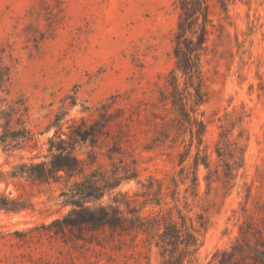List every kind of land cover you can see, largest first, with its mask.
I'll return each mask as SVG.
<instances>
[{
  "label": "rangeland",
  "instance_id": "1",
  "mask_svg": "<svg viewBox=\"0 0 264 264\" xmlns=\"http://www.w3.org/2000/svg\"><path fill=\"white\" fill-rule=\"evenodd\" d=\"M174 1L0 0V46L16 59L13 95L27 99L37 132L20 150L7 151L0 141V167L8 171L22 158L46 154L54 129L39 132L61 110L63 122L91 121L97 107L110 103L117 122L108 136L78 146L77 153L88 163L94 153V168L119 169L121 175L126 168L138 178L122 182L102 201L148 213L174 206L176 190L178 207L204 223L194 264H207L216 252L231 250L242 231L264 232V0L213 7L217 29L202 61L205 103L193 107L206 126L200 142L169 103L159 102L174 68ZM177 76L183 88L186 79ZM172 176L184 182L175 187ZM150 177L164 182L162 193L157 184L152 190L141 185H149ZM3 191L22 195L34 208L0 212V264H161L155 247L139 263L125 246L114 248L123 244L111 241L109 230L93 232L92 243L69 232L56 235L52 221L70 210L62 207L59 185L2 182ZM145 199L154 203L143 206Z\"/></svg>",
  "mask_w": 264,
  "mask_h": 264
},
{
  "label": "trees",
  "instance_id": "2",
  "mask_svg": "<svg viewBox=\"0 0 264 264\" xmlns=\"http://www.w3.org/2000/svg\"><path fill=\"white\" fill-rule=\"evenodd\" d=\"M216 4L223 9L227 8V0L174 1L178 15L172 39L174 68L171 79L163 86L159 97L160 103H169L171 110L190 124L192 137L196 136L199 142L206 126L193 114V107L205 103L202 61L208 54L212 36L217 29L212 18ZM218 37L221 38V34ZM35 42L38 40L35 39ZM15 62L9 47L0 46V141L7 151L24 149L25 143L34 141L37 135L29 120L30 107L27 99L21 95H13ZM178 72L186 79L183 88L179 83ZM96 110L97 116L91 121L81 117L63 122L64 110L56 113L46 128L39 132L45 134L54 129L53 135L47 140V153L29 160L22 158L8 171L0 167V184L4 182L8 186L12 182L24 180L33 185H59L60 197L64 198L62 207H70V210L63 217L52 221L50 226L57 227L54 231L56 235L65 237L69 232L75 240L92 243L93 232L109 230L110 240L118 239L123 244L114 248L123 250L125 246L129 251L128 256L138 263L142 259L149 260L155 247L161 256V264H194L195 255L201 246L199 232L204 223L185 215L178 207L180 197L176 190L172 195L176 203L174 206L148 213L131 208L125 212L119 206L104 204L102 201L107 193L117 189L122 182L137 179L138 176L135 171L132 173L126 171V168L124 175H121L119 169L110 173L101 167L94 168L97 162L94 153H88L91 168L87 172L88 160L80 157L77 147L87 142L95 145L101 136H108V128L117 122L110 103L101 104ZM66 124L67 131L64 129ZM200 152L198 149V155ZM185 160L186 156L181 165ZM204 164L208 167V163ZM199 165L200 161L197 159L195 167L198 169ZM171 179L175 187L179 186V182H184L182 176L179 179L172 176ZM193 181L195 185L199 184L197 175ZM155 184L156 191L162 193L164 182L160 179L150 177L149 185L141 183L149 190L154 189ZM149 202L154 203L145 199L143 206ZM155 202L161 206L160 201ZM30 207L34 208L32 204L22 200V195L11 196L4 191L0 192V212L20 213ZM175 211L178 215H175ZM85 233L90 235L86 237ZM252 237L256 239L254 245L251 243ZM242 262L264 264L263 231H242V236L236 240L231 250L216 252L207 264Z\"/></svg>",
  "mask_w": 264,
  "mask_h": 264
}]
</instances>
